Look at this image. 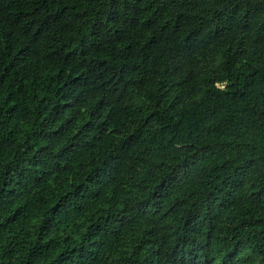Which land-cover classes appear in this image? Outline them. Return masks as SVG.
I'll list each match as a JSON object with an SVG mask.
<instances>
[{
	"label": "trees",
	"instance_id": "16d2710c",
	"mask_svg": "<svg viewBox=\"0 0 264 264\" xmlns=\"http://www.w3.org/2000/svg\"><path fill=\"white\" fill-rule=\"evenodd\" d=\"M0 264H264V0H0Z\"/></svg>",
	"mask_w": 264,
	"mask_h": 264
}]
</instances>
